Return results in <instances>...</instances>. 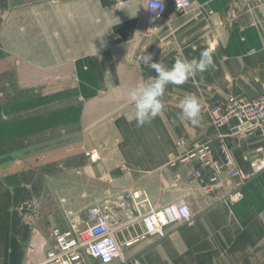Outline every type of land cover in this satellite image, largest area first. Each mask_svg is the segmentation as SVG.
Segmentation results:
<instances>
[{
    "label": "crops",
    "instance_id": "obj_1",
    "mask_svg": "<svg viewBox=\"0 0 264 264\" xmlns=\"http://www.w3.org/2000/svg\"><path fill=\"white\" fill-rule=\"evenodd\" d=\"M147 1L0 0V111H15L0 114V156L9 141L21 145L16 182L0 165V264L39 263L51 229L82 227L92 206L112 224L125 223L117 234L124 259L112 264H264V172L213 189L200 161L182 160L196 145L210 143L216 152L211 105L264 94V0H192L186 16L166 0L154 37L144 35ZM205 49L214 68L203 79L168 85L163 110L138 126L128 92L157 75L142 65L143 54L170 68ZM189 94L201 105L195 126L179 107ZM179 140L186 146L176 147ZM225 142L250 172L260 136ZM235 188L241 199L230 203ZM135 190L152 209L185 201L190 222L169 227L163 238L141 237L126 198Z\"/></svg>",
    "mask_w": 264,
    "mask_h": 264
},
{
    "label": "built area",
    "instance_id": "obj_2",
    "mask_svg": "<svg viewBox=\"0 0 264 264\" xmlns=\"http://www.w3.org/2000/svg\"><path fill=\"white\" fill-rule=\"evenodd\" d=\"M169 2L170 8L175 13H186L193 6L192 0H169ZM149 3L150 0L147 1L145 9L144 35L147 37L158 32V24L164 19L169 8L164 0L163 10L157 9L153 13L148 10ZM208 113L212 126L218 133L216 152L214 153L210 143L196 145L182 157V160L200 161L202 167L212 173L210 184L213 189L231 187L235 181L241 186L264 172V94L252 101L229 97L211 105ZM249 132H255L260 136L261 145L257 149V159L251 163V171L246 172L237 166L225 137ZM175 145L179 148L185 147L186 141L179 140ZM195 176L200 178V173L197 172ZM126 198L133 202L138 213L136 219L130 222L140 225L143 238H163L169 227L182 225L191 220L189 206L183 200L159 209H152L146 194L141 190L127 194ZM226 199L230 203L239 201L241 193L238 188L232 189ZM145 207L148 208L146 212H139ZM124 224H112L101 206L89 207L86 211V219L81 224L82 227L51 229L52 245L37 264H87L88 258L100 264H112L114 261L123 260L124 243L119 242L117 234L124 228Z\"/></svg>",
    "mask_w": 264,
    "mask_h": 264
},
{
    "label": "clouds",
    "instance_id": "obj_3",
    "mask_svg": "<svg viewBox=\"0 0 264 264\" xmlns=\"http://www.w3.org/2000/svg\"><path fill=\"white\" fill-rule=\"evenodd\" d=\"M164 0H150L148 10L153 13L157 9L163 10ZM158 16V13H157ZM141 63L145 67L154 70L155 77H149L137 87L128 92V97L135 109V119L138 126L151 123L163 110V96L168 85H182L189 79L200 76L214 68L212 53L205 49L201 51L199 58H176L173 65L169 68L166 63L153 62L151 53L143 54ZM181 114L187 118L192 125L200 123L201 105L194 95H186L179 103Z\"/></svg>",
    "mask_w": 264,
    "mask_h": 264
},
{
    "label": "rangeland",
    "instance_id": "obj_4",
    "mask_svg": "<svg viewBox=\"0 0 264 264\" xmlns=\"http://www.w3.org/2000/svg\"><path fill=\"white\" fill-rule=\"evenodd\" d=\"M192 9H190L186 13H176V14H179L181 16H186V15H188V14H190L192 12L191 11ZM159 24H161V23H159ZM159 24H158V27H159ZM157 33L154 34L152 37L157 36ZM11 101H12V104H15V102H16L15 99H12ZM220 102H222V101H220ZM217 103H219V102H217ZM2 112L3 111H0V114ZM14 112L15 111L13 110L12 112L11 111L8 112V113L7 112L6 113L3 112L2 114H6L7 116H9L11 114H14L15 115ZM14 127H15L14 125H10L9 128H7V129H9V131H14ZM19 147H21V145H19L17 142H15V141L10 142L9 141L8 145L4 148V151L7 152L6 155L5 156H0V165H1V167L2 166L3 167L6 166L5 167L6 168V172H4L3 175L6 176V177H8L10 179V182L11 183L16 182V180L18 179V178L15 177L16 173L13 170V167L16 165L17 156H15V154L17 153V150L19 149ZM82 222H81V224H82Z\"/></svg>",
    "mask_w": 264,
    "mask_h": 264
}]
</instances>
